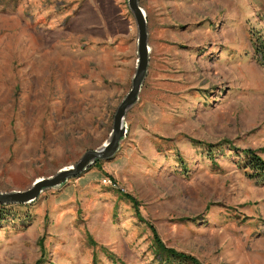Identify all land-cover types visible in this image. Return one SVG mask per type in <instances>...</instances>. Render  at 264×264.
<instances>
[{"label":"rangeland","instance_id":"1","mask_svg":"<svg viewBox=\"0 0 264 264\" xmlns=\"http://www.w3.org/2000/svg\"><path fill=\"white\" fill-rule=\"evenodd\" d=\"M0 4L4 194L109 141L138 35L127 0ZM138 4L148 66L118 151L31 203L0 204V264H162L149 226L202 264H264V180L229 150L264 160V69L249 42L264 0ZM207 145L221 146L213 159Z\"/></svg>","mask_w":264,"mask_h":264},{"label":"water","instance_id":"2","mask_svg":"<svg viewBox=\"0 0 264 264\" xmlns=\"http://www.w3.org/2000/svg\"><path fill=\"white\" fill-rule=\"evenodd\" d=\"M127 5L133 14L137 27V65L132 78L131 89L119 104L114 117L113 128L109 141L98 150L88 151L82 159L74 166L62 169L51 179H40L27 191L0 193V204H28L35 201L42 189L62 185L67 178L76 177L91 166L96 160H107L112 158L119 149L120 141L126 135L124 116L126 110L137 101L142 80L148 66V46L146 17L138 4V0H127Z\"/></svg>","mask_w":264,"mask_h":264},{"label":"trees","instance_id":"3","mask_svg":"<svg viewBox=\"0 0 264 264\" xmlns=\"http://www.w3.org/2000/svg\"><path fill=\"white\" fill-rule=\"evenodd\" d=\"M14 0H8L9 4H12ZM0 6L4 7V5L0 4ZM9 5L8 7H10ZM264 21V18H263ZM249 42L252 48V55L257 64L264 69V30H256L250 29L249 30ZM194 143V142H193ZM197 143V142H196ZM208 150L210 153H207L211 159H213V155L211 153L212 149L216 147H221L220 145L212 146L207 145ZM230 151L234 153L237 157H242V164L243 168H248L251 172L249 177H255L260 179L259 182L264 180V160L259 156V152L251 150V149H238L229 147ZM98 164L97 162L95 163ZM126 198H130L126 196ZM133 203V199H129ZM135 205V203H134ZM135 207V206H134ZM136 208V207H135ZM136 216L139 221H142V217L138 209L136 208ZM150 231L153 235V243L155 246L156 255L158 257L159 262L161 261L162 264H202L199 262L195 257L191 255H187L182 252H178L172 248H167L158 237L155 229L152 226H149ZM38 264V263H37Z\"/></svg>","mask_w":264,"mask_h":264},{"label":"bare ground","instance_id":"4","mask_svg":"<svg viewBox=\"0 0 264 264\" xmlns=\"http://www.w3.org/2000/svg\"><path fill=\"white\" fill-rule=\"evenodd\" d=\"M143 11V10H142ZM143 13H144V11H143ZM144 15H145V13H144ZM146 17V16H145ZM126 128V127H125Z\"/></svg>","mask_w":264,"mask_h":264}]
</instances>
